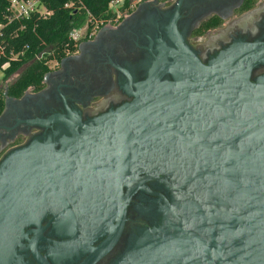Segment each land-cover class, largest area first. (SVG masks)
<instances>
[{"label":"flooded vegetation","instance_id":"af4514ba","mask_svg":"<svg viewBox=\"0 0 264 264\" xmlns=\"http://www.w3.org/2000/svg\"><path fill=\"white\" fill-rule=\"evenodd\" d=\"M175 1L131 0L132 8L119 17L86 31L76 49L50 68L41 88H28L0 113V159L33 142L50 144L53 152L60 148L62 138L76 142L72 166L55 185L47 182L54 173L51 164L55 159L43 152L40 157L50 163V172L39 169V184L25 187L17 202L0 199V264H264V168L257 177L255 198L239 195L243 206H255L260 214L238 216L242 221L233 231L226 229L230 215L217 216L223 223H213L181 208L176 214H166L164 201L156 193L171 208L178 199L158 180L143 183L144 189L155 194L137 189L126 195L127 186L122 183L121 190L116 189L115 177L99 164V154L91 156L85 146L87 154L79 166L82 151L76 134L96 117L131 102L137 92L135 85L146 80L161 47L175 49L180 37L205 65L227 60L232 49L240 54L257 49V54L249 56L248 62L253 64L239 90L245 93L247 84L252 85L255 90L250 97L257 102L251 104L253 112L241 110L237 116L247 120L257 113L262 135L255 146L264 156V0H181L178 7ZM162 79L179 82L170 71ZM55 114L68 118V124L44 122ZM221 116L222 112L208 113V122ZM227 119L218 123L223 125L219 134L231 137L243 131L233 128L235 124ZM215 137L211 129V141ZM176 141L167 150L171 155L203 156L202 149L196 148L193 154ZM170 169L160 165L155 171L163 176L171 174ZM209 188L213 195L220 193L216 185ZM120 194L126 195L124 215L115 214L113 208ZM197 195L203 198L205 189L201 187Z\"/></svg>","mask_w":264,"mask_h":264},{"label":"water","instance_id":"95a60500","mask_svg":"<svg viewBox=\"0 0 264 264\" xmlns=\"http://www.w3.org/2000/svg\"><path fill=\"white\" fill-rule=\"evenodd\" d=\"M180 3L181 0H176L174 5L178 7ZM162 47L161 53L149 65L146 80L135 85L134 99L115 111L96 117L92 124L76 134L82 151L81 156L78 153L79 166L87 151L91 156L98 153L103 171L115 177L116 189L121 190L122 183L127 186L126 195L137 189L153 193L144 189L143 183L155 179L173 193L174 199H178L171 208L166 198L156 193L164 201L166 214H176L175 210L181 208L184 213L205 216L213 223H223L217 216L230 215L226 229L235 231L234 226L242 221L239 219L242 215L260 214V209L255 206H243L239 195L243 194L248 199L256 196L253 191L260 182L257 178L261 176L259 172L264 168L263 150L255 146L257 137L262 135L259 133L262 126L257 124L256 112L247 120L237 116L241 110L253 112L251 104L257 102L253 96L250 97L255 90L252 85L247 84L249 89L245 93L244 90L242 94L239 91L240 83L247 81V73L253 64L248 62L249 56L257 54V49L242 54L232 49L224 62L205 65L181 37L175 49ZM166 49L169 50L167 59L163 57L167 54H162ZM167 71L179 81L178 84L162 79ZM189 78L194 82L201 81V86L190 82ZM3 96L5 105L2 113L7 103L16 99L7 95V88ZM211 112H222L223 116L210 124L208 113ZM227 117L235 124L231 125L233 128L243 131L231 137L219 134L221 124L218 123H226ZM50 120L68 124V118L62 114H55L44 122ZM211 129L216 133L214 141L210 138ZM175 140L181 146L189 147L190 153L194 154L196 148L202 149L200 154L203 156L171 155L167 150L174 147ZM75 144V141L62 138L61 146L55 152L50 144L33 142L5 153L0 159V199L13 198L17 202L25 187L39 184V169L50 172V163L40 157L43 152L55 159L51 164L54 173L49 174L47 180L55 185L57 178H64L66 169L72 166L70 158L76 149ZM160 165L169 166L171 174L158 176L155 168ZM106 173H100V176ZM210 184L216 185L220 193L213 195ZM201 187L205 189L203 198L197 195ZM126 195L118 197L119 203L113 207L115 214L124 215Z\"/></svg>","mask_w":264,"mask_h":264},{"label":"trees","instance_id":"16d2710c","mask_svg":"<svg viewBox=\"0 0 264 264\" xmlns=\"http://www.w3.org/2000/svg\"><path fill=\"white\" fill-rule=\"evenodd\" d=\"M10 1L0 0V70L4 79L16 74L6 85L7 95L14 98L28 88H41L50 70L48 62L76 49L77 43L68 38L73 28L87 19L90 27L93 21L105 23L113 17L108 9L111 0H41L50 11L46 18L38 14L16 18L8 10ZM128 4L127 0L124 5ZM3 92L4 87L0 90V113L5 105Z\"/></svg>","mask_w":264,"mask_h":264},{"label":"built area","instance_id":"2783aa9c","mask_svg":"<svg viewBox=\"0 0 264 264\" xmlns=\"http://www.w3.org/2000/svg\"><path fill=\"white\" fill-rule=\"evenodd\" d=\"M126 1L127 0H111L109 2L108 9L112 12L113 17H119L123 10L132 8L133 3H131V0H128V6L124 5ZM8 10L10 14L16 18H28L32 14H38L39 16L46 18L50 15V11L46 10L41 0H11ZM88 23L89 19H87L84 24L73 28L68 33V38L77 43L86 31H95L100 25H102V22L93 21L92 25L89 27ZM1 29L2 24L0 23V33ZM58 61V59L50 60L48 62L49 68H52ZM5 65H7V63H5L2 68H4Z\"/></svg>","mask_w":264,"mask_h":264},{"label":"rangeland","instance_id":"374dc122","mask_svg":"<svg viewBox=\"0 0 264 264\" xmlns=\"http://www.w3.org/2000/svg\"><path fill=\"white\" fill-rule=\"evenodd\" d=\"M13 76H11V77H9L7 79H4L3 78V72L0 71V90H2V88L6 85V82L12 81V77Z\"/></svg>","mask_w":264,"mask_h":264}]
</instances>
